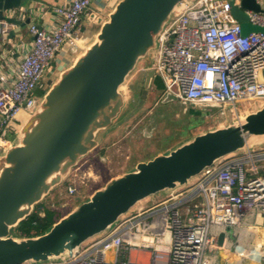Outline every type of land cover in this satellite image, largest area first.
<instances>
[{"label": "built area", "instance_id": "2783aa9c", "mask_svg": "<svg viewBox=\"0 0 264 264\" xmlns=\"http://www.w3.org/2000/svg\"><path fill=\"white\" fill-rule=\"evenodd\" d=\"M255 1L260 11L242 8L240 0L177 4L153 54L151 67L164 85L161 96L170 93L190 106L218 104L219 117L230 119L240 117V107L264 103V0ZM92 2L65 0L41 9L53 13L50 26L29 23L31 41L14 76L0 80V149L10 144L5 134L19 130L20 113L30 115L36 108L37 90H46L44 77L58 51L65 43L76 47L82 16L93 12ZM233 4L246 13L250 24L262 29L243 34L232 15ZM33 11L12 8L4 16L30 19ZM195 178L178 193L177 201L127 213L112 229L88 239L69 256L20 264H216L219 234L239 226L252 210L264 213V145L223 157ZM76 194L72 179L63 205H71ZM263 245L256 258L250 254L255 245L248 252L239 248L236 254L264 262ZM221 249L226 251L224 245Z\"/></svg>", "mask_w": 264, "mask_h": 264}, {"label": "water", "instance_id": "95a60500", "mask_svg": "<svg viewBox=\"0 0 264 264\" xmlns=\"http://www.w3.org/2000/svg\"><path fill=\"white\" fill-rule=\"evenodd\" d=\"M180 1L117 0L105 16L87 14L90 21L99 25L93 39L59 72L34 111L11 136L10 144L0 152V264L69 256L88 239L112 229L145 198L187 185L217 160L264 144L263 103L226 126L196 134L137 162L133 170L109 178L45 232L32 236L13 233L35 204L98 146L99 131L112 127L124 106L120 86L138 61L154 51L160 31ZM22 2L0 0V20L18 23L19 20L5 17L4 11ZM240 5L261 10L255 0H240ZM231 12L241 23L243 34L262 29L250 24L236 4ZM154 76L153 68L148 67L139 75L138 83L130 85L131 90L140 91L135 108L148 98ZM163 100L176 98L166 93ZM252 138L260 140L250 143ZM225 236L222 232L215 240L222 258Z\"/></svg>", "mask_w": 264, "mask_h": 264}, {"label": "rangeland", "instance_id": "374dc122", "mask_svg": "<svg viewBox=\"0 0 264 264\" xmlns=\"http://www.w3.org/2000/svg\"><path fill=\"white\" fill-rule=\"evenodd\" d=\"M149 52L138 61L134 70L119 88L124 97V106L108 130L110 134L106 145L103 146L102 150L95 147L81 158L71 168L68 175L39 202L55 211L53 217L56 218L59 214L62 216L67 213L78 202L86 199L95 189L104 185L109 178L122 173L120 170L123 169L124 162L127 160L126 155H130L128 160H132L138 155H150L156 151L164 152L196 134L208 129L226 126L234 120L219 117L220 107L199 108L184 104L179 100L164 101V95L148 97L142 105L135 108L140 99V91H132L130 85L135 84L139 74L152 66L154 51L150 50ZM75 57L71 56L66 63L61 64L57 72L48 81L46 90L56 81L59 72L69 66ZM154 78H156L154 84L163 90L164 85L161 77L155 75ZM42 94L40 89L37 90V95L41 96ZM262 104L255 103L248 107H240L239 115L252 112ZM6 136L11 137L12 134L7 133ZM98 136L100 137V134ZM259 140V138H252L250 143H256ZM104 152L107 153L108 158L101 161L98 155H104ZM72 179L77 185V194L74 196L71 205H63L66 186ZM255 241L256 238L254 237V244ZM245 250L248 252L249 248H245ZM250 261L251 264H260L259 259L251 258ZM242 264L249 263L243 262Z\"/></svg>", "mask_w": 264, "mask_h": 264}, {"label": "crops", "instance_id": "0c3cea01", "mask_svg": "<svg viewBox=\"0 0 264 264\" xmlns=\"http://www.w3.org/2000/svg\"><path fill=\"white\" fill-rule=\"evenodd\" d=\"M64 1L65 0H23V2L15 8H25L27 10L31 8L32 10H34L33 14L30 16V19L26 17L24 20H19V22L16 24L13 22L6 25L0 23V80H4V78L9 79L14 76V71L16 69L18 59L21 56L23 50L31 41V35L28 31L29 23L34 21L35 23L42 26H50L54 20L53 13L47 10L41 11V9H49V7L60 5ZM116 1L117 0H93L91 4V11H93L97 15L105 16L107 12L111 10L112 5ZM27 20H29V22H27ZM1 21L2 20H0V22ZM98 27V24L88 19V15L84 14L82 16L80 24L81 36L76 40V47L72 49L67 43L62 46V48L56 54V57L54 58L49 70L44 77V80L47 81V83H49L48 81L52 78L53 74L57 72L61 64L66 63L71 58V56H77L86 47V45L91 42ZM155 79L156 78L152 80V84L148 92V97L154 95H158L161 97L162 95V90H160V88L154 84ZM109 129L110 128L99 131L98 135L100 134V137L97 135V147H99L101 150L107 143L110 134L108 131ZM6 135L7 133L5 134V137H7ZM0 152H2V149H0ZM105 153L106 152H104V155H98L99 160L102 161L108 158L107 153ZM157 153H160V151L153 152L150 155H138L132 160H128L130 159V155H126L125 158L127 160L124 162L123 169L120 171L125 172L133 170L137 162L145 161L153 157ZM195 179V177L192 178L187 185H184L182 187L159 192L145 198L134 208H132L128 213L135 209L145 210L162 202L177 201L181 198L178 193L181 192L190 183H192ZM225 234L226 236L224 247L229 254L227 257H223V261L222 257H220L218 253H216L214 255L215 263L242 264L243 262H248L249 264H251V261L247 258L238 257L236 254V250H238L239 248L250 249L251 246L255 245L254 249L260 252V245L264 243V213L254 210L248 212L239 226L227 227ZM254 237L256 238L255 244ZM260 264H264V262L260 260Z\"/></svg>", "mask_w": 264, "mask_h": 264}, {"label": "trees", "instance_id": "16d2710c", "mask_svg": "<svg viewBox=\"0 0 264 264\" xmlns=\"http://www.w3.org/2000/svg\"><path fill=\"white\" fill-rule=\"evenodd\" d=\"M41 212L43 214H41ZM55 211L43 206L41 203L35 204L33 211L21 220L13 229L16 235L32 236L45 232L61 216L53 217Z\"/></svg>", "mask_w": 264, "mask_h": 264}, {"label": "bare ground", "instance_id": "6f19581e", "mask_svg": "<svg viewBox=\"0 0 264 264\" xmlns=\"http://www.w3.org/2000/svg\"><path fill=\"white\" fill-rule=\"evenodd\" d=\"M19 117L21 119V123L24 124V122L28 119L29 115L21 112ZM242 117H243V115H242ZM22 124L19 126V129L21 128ZM223 252H224L223 257H227L229 253L227 251H224V250H223ZM250 254L252 255L253 258H256L260 254V252H258L256 249H253L252 252H250Z\"/></svg>", "mask_w": 264, "mask_h": 264}, {"label": "flooded vegetation", "instance_id": "af4514ba", "mask_svg": "<svg viewBox=\"0 0 264 264\" xmlns=\"http://www.w3.org/2000/svg\"><path fill=\"white\" fill-rule=\"evenodd\" d=\"M139 75H140V74H139ZM138 80H139V76H138V79L136 80L135 83H138ZM137 90H139V89H135V90H132V91L136 92Z\"/></svg>", "mask_w": 264, "mask_h": 264}]
</instances>
